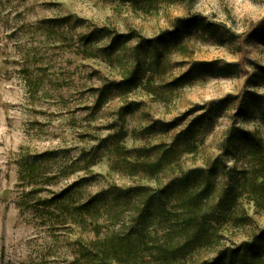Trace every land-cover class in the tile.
Returning a JSON list of instances; mask_svg holds the SVG:
<instances>
[{"label":"rangeland","instance_id":"374dc122","mask_svg":"<svg viewBox=\"0 0 264 264\" xmlns=\"http://www.w3.org/2000/svg\"><path fill=\"white\" fill-rule=\"evenodd\" d=\"M66 16L86 24L53 22ZM193 17L201 23L168 34L177 20ZM90 25L144 38L165 33L160 68L147 71L152 54L146 49L129 88L99 95L94 89L133 68L134 42L110 60L82 56L77 36ZM259 67L264 0H153L150 7L122 0H0V264H82L73 242L96 232L69 223L65 214L54 219L46 202L53 192L81 178L89 179L85 194L112 186L158 190L188 169L209 167L232 127L255 133L262 154L222 156L236 170L239 196L225 218L212 222L210 235L215 247L251 239L264 228V201L252 195L264 181ZM120 124L125 134L118 139ZM187 125L190 134L179 135ZM158 159L160 168L143 165ZM215 179L216 201L225 178ZM102 206L99 233L126 229L136 217L132 205ZM168 211L155 226L157 238L181 222L176 204ZM214 249L199 248L180 264L211 257Z\"/></svg>","mask_w":264,"mask_h":264},{"label":"trees","instance_id":"16d2710c","mask_svg":"<svg viewBox=\"0 0 264 264\" xmlns=\"http://www.w3.org/2000/svg\"><path fill=\"white\" fill-rule=\"evenodd\" d=\"M134 6L143 4L150 7L153 0H122ZM58 26H84L85 21L70 16L55 19ZM198 18L179 19L173 30L168 34L174 36L179 27L199 25ZM85 33L77 36V43L83 48L82 56L103 57L110 60L115 53L124 51L127 45L134 42L131 48L133 54V68L128 71L120 81H112L104 84L99 89H94L99 95L104 90H122L129 88L137 76L140 57L146 49H150L152 62L147 71L156 72L161 66L160 45L165 41L166 34L160 33L153 38H144L136 31L119 33L114 29L105 27L87 26ZM230 68V66H226ZM231 69V68H230ZM264 72V67H259ZM152 74V73H151ZM184 75H180L172 82L181 81ZM252 80V77L249 79ZM248 93L245 95H252ZM258 97L257 95H252ZM129 108V107H127ZM120 110H123L122 108ZM129 110V109H128ZM121 113V112H120ZM122 114V113H121ZM181 120V117L176 121ZM175 122L166 124L168 128ZM123 125H119L116 135L118 139L124 136ZM190 125H187L178 134L188 136ZM120 134V135H119ZM220 150L221 156L213 160L209 167H196L182 172L179 176L171 179L158 190H151L144 186L121 188L108 187L96 193H86L84 185L88 178L78 179L63 187L48 199L47 205L53 206V218L58 219L63 214L65 220L71 224H83L84 228H93L95 237L90 239L76 240L73 245L81 254L82 264H180L186 262L187 256L191 257L199 248H215L211 257L201 259L195 264H264V228L259 230L249 240H243L236 245L215 247L210 230L212 222L217 218H225L235 207L239 196L236 170L229 169L223 162L222 156H234L244 153L249 158H257L262 154V146L259 138L252 131L241 127H232ZM137 152H146L142 149ZM144 166L153 165L162 167L160 159L143 163ZM225 178V183L220 186V191L215 199V189L219 186L216 177ZM173 196V201L168 200V195ZM252 194V193H251ZM256 202L264 201V181L262 180L258 190L253 192ZM257 195V196H256ZM214 200V201H211ZM110 207L123 208L134 206L135 218L129 221L122 229H114L111 234L99 233V219L103 204ZM176 204L179 208L180 224L171 229L162 237H155V226L159 219L169 217V209ZM134 222V223H132ZM146 256H153V260Z\"/></svg>","mask_w":264,"mask_h":264}]
</instances>
